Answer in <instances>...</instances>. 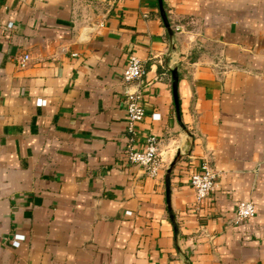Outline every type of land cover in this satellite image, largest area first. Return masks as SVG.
Instances as JSON below:
<instances>
[{
  "label": "crops",
  "instance_id": "1",
  "mask_svg": "<svg viewBox=\"0 0 264 264\" xmlns=\"http://www.w3.org/2000/svg\"><path fill=\"white\" fill-rule=\"evenodd\" d=\"M162 9L0 0V264H264V0ZM130 53L144 74L125 82ZM149 135L155 178L126 154ZM205 162L218 176L199 204ZM243 200L255 214L235 224Z\"/></svg>",
  "mask_w": 264,
  "mask_h": 264
},
{
  "label": "built area",
  "instance_id": "2",
  "mask_svg": "<svg viewBox=\"0 0 264 264\" xmlns=\"http://www.w3.org/2000/svg\"><path fill=\"white\" fill-rule=\"evenodd\" d=\"M176 29L178 28L176 27ZM29 58V55L26 53L17 59V64L20 67H24L28 63ZM143 74V62L134 53H130L122 70L123 80L125 82L133 81L141 78ZM125 111L129 127H132L135 122L142 120L144 117V108L138 94H127L125 99ZM151 117L153 119H158L159 115L153 113ZM158 144L159 141L156 136H147L144 149L137 150L129 147L126 150L127 160L132 164L141 166L150 177L155 178L161 166ZM217 176L218 171L210 166L208 162L203 163L191 174L190 184L195 190L197 203H202L214 190ZM254 214L255 205L253 201H240L236 206L233 222L238 224L243 220L251 218ZM22 239L23 235L14 234L11 238V244L13 246H18Z\"/></svg>",
  "mask_w": 264,
  "mask_h": 264
},
{
  "label": "water",
  "instance_id": "3",
  "mask_svg": "<svg viewBox=\"0 0 264 264\" xmlns=\"http://www.w3.org/2000/svg\"><path fill=\"white\" fill-rule=\"evenodd\" d=\"M158 4H159V7H160V12H161L162 18H163V20H166V17L164 15V12H163V9H162V0H158ZM172 87H173L174 98L176 100V77H174V81H173Z\"/></svg>",
  "mask_w": 264,
  "mask_h": 264
},
{
  "label": "trees",
  "instance_id": "4",
  "mask_svg": "<svg viewBox=\"0 0 264 264\" xmlns=\"http://www.w3.org/2000/svg\"><path fill=\"white\" fill-rule=\"evenodd\" d=\"M164 22L166 23V21L164 20Z\"/></svg>",
  "mask_w": 264,
  "mask_h": 264
}]
</instances>
